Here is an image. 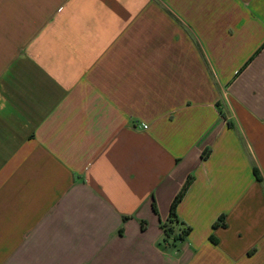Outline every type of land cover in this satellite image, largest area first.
Segmentation results:
<instances>
[{
	"label": "crops",
	"instance_id": "obj_1",
	"mask_svg": "<svg viewBox=\"0 0 264 264\" xmlns=\"http://www.w3.org/2000/svg\"><path fill=\"white\" fill-rule=\"evenodd\" d=\"M0 264H264V0H0Z\"/></svg>",
	"mask_w": 264,
	"mask_h": 264
},
{
	"label": "trees",
	"instance_id": "obj_2",
	"mask_svg": "<svg viewBox=\"0 0 264 264\" xmlns=\"http://www.w3.org/2000/svg\"><path fill=\"white\" fill-rule=\"evenodd\" d=\"M206 156H207V154H206ZM255 174H256L257 178L260 179L259 173L257 170H255ZM192 183H193V177L190 176L188 178L186 184L184 185V187L182 188V190L176 196L174 202L172 203L168 222L163 225V229H164L165 234H166V241L168 238L172 237L176 233V230L178 228H179V233L175 237L174 243L179 242V241H184L186 239V237L191 232V228L189 226H187L184 222L180 221L178 214H177V208H178L179 204L182 202V200L184 199V197L187 194ZM219 223L225 226L223 216L220 217L218 223H216L215 226H217V224H219ZM212 240H214L213 237H212Z\"/></svg>",
	"mask_w": 264,
	"mask_h": 264
}]
</instances>
